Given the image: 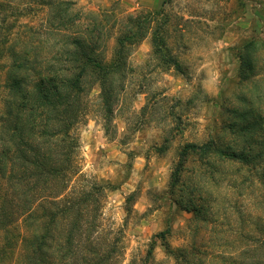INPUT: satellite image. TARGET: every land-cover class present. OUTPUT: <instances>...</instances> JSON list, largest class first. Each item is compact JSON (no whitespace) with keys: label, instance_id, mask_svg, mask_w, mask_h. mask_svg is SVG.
<instances>
[{"label":"rangeland","instance_id":"obj_1","mask_svg":"<svg viewBox=\"0 0 264 264\" xmlns=\"http://www.w3.org/2000/svg\"><path fill=\"white\" fill-rule=\"evenodd\" d=\"M63 1L104 71L0 1V264H264V0ZM213 139L245 157L186 149Z\"/></svg>","mask_w":264,"mask_h":264},{"label":"trees","instance_id":"obj_2","mask_svg":"<svg viewBox=\"0 0 264 264\" xmlns=\"http://www.w3.org/2000/svg\"><path fill=\"white\" fill-rule=\"evenodd\" d=\"M2 1V0H0ZM17 1V0H16ZM32 2H36L37 4H39L42 8L45 7L49 10L54 9V10H58L60 11V13H63V16H56L54 15V13L51 11L49 16V23L50 28L53 29L54 34H57V31L59 32L60 30H63L64 32L69 30H73V32L71 33L72 35H69L66 37V40L69 41L72 45L75 46V50L74 51H69L67 53L68 55V60L70 63H75L76 60H82L85 65H95V67L100 71H104V67L101 64L102 62H98V59L94 57V53L96 52V45H98L99 41H94L95 35H93L92 37V29L90 26H86L85 29L81 30L79 27H74L72 24H68V23H64L65 18H67L69 16V11L71 10V7H74L73 2L70 1H63V0H29V5ZM2 3V2H1ZM30 7V6H29ZM16 8H19L18 5H16ZM18 9H16L17 11ZM28 10V9H27ZM30 10V8H29ZM20 11V10H18ZM17 13V16L21 15V13ZM26 11V10H25ZM155 14V12H154ZM92 14L87 15L84 19H83V23H85V21H90L92 22V20L90 19ZM78 17V16H77ZM92 18V17H91ZM65 24H67V28L63 29L64 26H66ZM139 26L136 27V31L135 33L140 29L138 28ZM90 32V33H89ZM89 33V34H87ZM133 33L131 29H128L127 32L125 34H123L124 38L123 39H119V44L123 43L124 41H128L131 38H133L135 36V34H130ZM130 34V35H129ZM159 38V37H158ZM99 40V39H97ZM157 39H154V45L156 46V48H158V52H161L162 49L161 47L159 48V46H163L161 37L156 41ZM161 50V51H160ZM166 49H164L165 51ZM60 52L59 50L57 52L53 53V57L52 60H54L56 63L59 60L60 57ZM96 54V53H95ZM60 61V60H59ZM175 66H178L177 63L175 62ZM58 70V69H56ZM55 77H42L40 78L39 82L37 83V87L40 89L39 93H40V100L44 101L47 104L51 103V95L56 94L59 95V89L58 88H53L51 89V93L45 92L42 89H44V85L46 83L52 84L54 82ZM69 83H71V88H76L79 89L78 87V80L73 81L72 79H69L68 81ZM43 104V103H42ZM74 118V115L71 117V119ZM71 122V121H69ZM68 127V126H67ZM71 139V137L66 134L65 138L62 139L60 141V145H65L67 144V141ZM220 145H219V144ZM70 145L73 144V142L69 143ZM237 145L235 143H225L223 141H221L220 139H218V141H216L215 139L211 140L210 143L204 147H197L196 144H192V145H188L186 149H190V150H200L203 151V153H211L213 151L214 154L220 155L222 157V159L224 160H237L240 158H244V153L245 152H239L237 149ZM72 153V154H71ZM71 153L68 155L67 153L65 154L64 157V168L63 171H70L71 169V164H72V157L74 156V152L71 151ZM184 153H182L183 155ZM162 235V242L165 241L164 239V233L161 234ZM43 244L44 242L42 240L38 241L37 244L34 247V252L35 253V257L36 258H42L40 259V264L42 263L43 257L45 255V252L43 250ZM165 248L168 252L171 253L168 245H165ZM34 261H36L35 258H33ZM32 264H36V263H32Z\"/></svg>","mask_w":264,"mask_h":264}]
</instances>
